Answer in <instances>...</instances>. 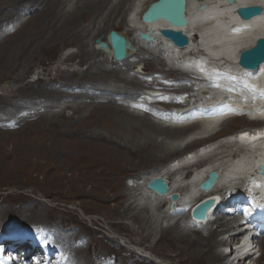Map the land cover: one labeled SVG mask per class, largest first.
I'll use <instances>...</instances> for the list:
<instances>
[{
  "label": "bare ground",
  "instance_id": "1",
  "mask_svg": "<svg viewBox=\"0 0 264 264\" xmlns=\"http://www.w3.org/2000/svg\"><path fill=\"white\" fill-rule=\"evenodd\" d=\"M130 1L131 0H115V2H112V0H0V11L7 9V12L4 10L5 12L1 11L0 13V24L9 21L12 22L15 16L18 18L20 14L23 12L26 13L29 10L32 12L34 11V13L33 16L29 17L27 21L28 23L26 22L27 24L36 27L46 25L49 28L51 26L49 36L53 38L60 37L62 39L65 38L66 40L69 37H73L75 40H80L79 38L90 33V31L95 29L97 25H100L101 23L103 25H109L110 21L112 22V20H115L119 16L122 17L124 23L127 13L126 7ZM235 1L234 5H230L226 3V0H216L214 3L207 0H187L186 17L188 19V25L182 29V31L187 35L189 45L184 48L173 46L159 35L160 30L171 28L170 25L163 21H158L152 24H145L141 21L143 13L153 2H155L154 0L147 2L144 1L138 11L136 9L134 12H138V16L140 17L138 23L142 26V33L147 32L149 30L148 27H150L152 41L145 42L140 40L138 34L140 31L135 32L137 33L136 37H134V30L127 31L121 35L125 36L127 40L129 39L128 42L132 49L135 48L137 51L138 49L140 51H146L144 47L148 46V48L156 50L159 55L163 54L167 57V63L172 65V68H169L170 71L165 70L161 73V77H164V80L162 81H166V76L168 75V79L170 76L174 77V79L176 78L181 86L177 88L162 83L157 85L148 82L140 83L135 78L122 76L125 74L121 71L113 72L105 69L103 63L95 60L90 63L85 72L81 70H74L73 72L67 71L66 73L62 72L66 77L77 75L79 78H85L90 77L91 72L93 71V78L104 81L110 80L114 83V87L110 89L102 88L95 90L93 88L94 85H91V88L86 86V91H80L75 95H68V91L67 93L60 88L59 90H52L53 88L48 89L46 87L39 88L38 91L34 93L35 95H38V97L40 96L42 99L53 100L41 101L44 103V108H50V106H53L54 104H61V101L67 97L71 99V96L74 97V99L75 97L89 99V101L78 102L68 106L73 110V115H78V118H81L82 116L80 117V115L87 113L88 119L82 122L83 129L76 130L77 128H73V130L70 131L66 128L70 127V122H73L74 118L72 116L66 117L64 110L60 109L61 111H59V113L56 112L57 114L50 119L40 117L38 119L39 123L37 122L39 125L37 126L41 127L43 132L39 136L41 144L36 147L34 152H32V156L36 159L34 165L39 166V168H46L45 170L48 169V172L50 173H59V175H62L65 170H60L59 161L64 160L65 169H70L75 174L77 180L80 182L82 191L84 190V195L92 200H111L114 203V214L120 219L119 221H121L120 224L117 225L119 228L124 227L122 220H130L132 223H135V225L145 223V225H147L145 228L146 230L143 228L145 237L141 238V240L147 242V240L154 234L153 230H151V226L148 225L146 216H143L142 214L146 213L147 210H138L139 208L134 205V202L132 204L133 206H124L121 202L123 196H125V191H128L122 183L124 173L139 170L141 163H165L171 157L180 154L175 147L164 146L166 144L165 141L172 142V140L175 139L182 141L186 135L194 131H196L194 134L201 131V133L198 134H205V137L201 140L193 141V145H198L199 142L202 140L204 141L205 139H212V137L217 134L216 125L221 119L204 118L196 123L186 125L183 123L181 124L182 126H180L173 122L172 115L174 114L175 118H180L182 114H184L182 111V109L185 108L182 107L184 104L175 107V105L172 104L173 102L166 103V101L163 103L162 99H160L161 101L156 100L155 102L159 103L162 107L170 104L172 108L175 107L178 109L164 111V113L170 114V116H167V118L165 117L164 120L171 124L174 123V127H159L157 124L151 122L147 115L140 118L134 114L128 113L121 105L122 102L126 104L127 101H119V99H116L118 97L120 99L129 98L135 100L136 97L143 96L140 91L147 90V92L149 91V93H154L156 95L150 96V94H148L149 96H147V93L145 92L147 97L144 99L141 98L143 100L142 103H137L136 100L131 102L137 105L144 104L149 106L150 110L155 112L153 106L147 101H154L153 98L162 97V91L171 93L175 91L176 96L179 95L180 97H182L181 95L186 94V91H197V93L207 95L208 99L207 101H204L206 102V105L214 101L222 102L224 104L229 101L230 98H233L234 104L232 103V105L243 109L245 112H250V115L253 117H257L258 115L264 116V107L262 103L264 101V98H262V96H264V64L256 69H259L258 72L252 73L246 72L237 65L239 53L242 50L250 48L256 39L264 37V0ZM202 5L205 6V9L200 11L199 8ZM249 5L261 6L263 14L250 21L239 20L235 10L238 7ZM145 6L148 7H146V10L144 11ZM99 16H101V19L97 22L96 18ZM74 24L77 25V29L75 28L74 30L82 31L81 33L70 34L69 32L63 31L66 25L69 26ZM78 27H80V29H78ZM38 34L39 32L36 31L35 35ZM135 49L128 53L127 59L121 62H117L111 56L103 53L107 55L105 57L108 60L111 59L115 64L127 68L129 63L128 59L131 58V55L133 56ZM95 55L96 51L94 49L86 50V46L82 44L78 50L77 56L80 58V62H85L93 60ZM134 57H138V55H135ZM73 59L74 55H70L64 61H72ZM157 59L152 57L151 61H147V64L149 66L154 65V63L160 65L161 63ZM177 64L182 71L174 70V67L177 66ZM239 75L240 77H238ZM232 76L234 78H232ZM84 85L86 84H81L82 87H84ZM158 88H163L161 91L162 93L157 92ZM259 88H263L262 93L258 91ZM93 89L95 90V93L91 92ZM118 89H122V91H119ZM22 90L19 91L23 96L31 94L27 92L24 93ZM189 92L188 94L190 95ZM102 94L106 97L110 96V98H107L106 101H96V99L100 98ZM193 95L195 96V93ZM188 97L191 99V96ZM241 97L244 98L242 103L240 101ZM171 98L173 99V96ZM173 100L176 99L174 98ZM32 103H29V105H31L29 107L30 109L34 106ZM188 103L191 102H189V100L185 102V104H187L186 108L191 106ZM27 105L28 104L25 106ZM176 105H178V103ZM25 106L21 105L19 109H23ZM40 107H42V105H40ZM196 107L198 106H194V108ZM156 110L159 113L161 108H156ZM240 121H242V119H231L222 123L221 126L226 129L227 127L229 128L232 123ZM242 123L246 122L243 121ZM64 129L67 130V132H64ZM91 129L104 130L108 133V137L103 136L98 132H91ZM81 130H85L87 135L82 133ZM123 130L132 132L138 130L137 134L146 136L145 138H147V142L144 143L142 147L138 145L139 143L137 144L135 142L136 139L135 141L129 139L128 142L125 143L122 136L125 135L122 134ZM158 137H161L160 142L157 141ZM244 137L245 138L239 142L240 144L236 141L235 144H239L237 145L239 147L244 146L246 154L241 153L232 156V154H234L232 151L227 154L224 149H222V152H216L215 154L218 153V155L222 156L227 154L226 159L227 157H229V159L225 163L216 165L211 164V162L207 163L206 161V164L208 165H205L206 167L204 169L195 173L193 176V182L196 184L195 186L198 187L199 183L205 179V176L210 171L220 172L221 176L217 181L218 183L211 190V193L209 192V194H206L200 192L202 194H198V192L194 194L193 197L189 196L190 198L187 203L183 199L182 201H179V206L186 205V207L189 208L190 204L196 202L198 199L205 198L208 195H222L220 193L222 188L219 186L221 185L220 183L224 181L223 173H226V175L231 178H236L235 175H241L243 173L249 174L248 179L250 182L248 181V185L253 189H259L260 195L264 197V177L261 178L256 173L251 175L255 170V167L263 161L264 132H255L252 135L248 134ZM225 143L227 144V142ZM225 143L220 146L226 148ZM55 144H57L56 147ZM146 146L152 147V149L145 148ZM25 159L26 158H24V160ZM121 161L122 163L120 164ZM167 173V170L161 169L154 172L152 175L149 174L150 176L143 181V183H145V189L146 183L149 180L157 176H166ZM168 178L170 180V177ZM139 187L140 185H137L134 189H139ZM88 188L89 190L86 191ZM145 189L143 188V190ZM172 191L178 192L179 190L171 187L169 194ZM252 198L259 199L257 196ZM160 201H164L165 205L167 204L166 198H162ZM255 213L264 214V207L258 205V207L255 208ZM187 215L189 216V212ZM168 217L169 213L167 212L166 218ZM231 220L232 217L228 215H220L216 218L214 216V221L202 225V227L210 224L212 226L216 225V228L214 230L210 229L206 236H203L199 231H183L181 230V225L177 222L167 228L160 229L159 238L157 239L156 244L160 246L161 251L171 252L190 263L223 264L225 260L228 259V256H226L222 250L228 248L231 244H237L243 236L241 235L238 237V235H233L227 240H218L219 237L230 231ZM138 230H140V228ZM239 231L240 229H237L236 232ZM55 235L58 237L59 243H62V246L64 244L63 247L67 250L68 257L71 259L72 264H84L83 258L85 257L83 254H81L75 246L70 244L69 240L73 239L72 237L74 236L64 235L56 231ZM253 242L257 243L261 251H264V237L261 239H255ZM162 255L164 254L162 253ZM252 255H254V253H249L246 255V258ZM262 261L263 258L261 257L258 263L261 264ZM239 263L245 264V260H240Z\"/></svg>",
  "mask_w": 264,
  "mask_h": 264
},
{
  "label": "rangeland",
  "instance_id": "2",
  "mask_svg": "<svg viewBox=\"0 0 264 264\" xmlns=\"http://www.w3.org/2000/svg\"><path fill=\"white\" fill-rule=\"evenodd\" d=\"M144 1L147 2L150 0H131L127 4V13L124 23L122 17L119 16L115 20H112V22L110 21L109 25H103L102 23L97 25L95 29L90 31V33L79 38L80 40H75L73 37H69L66 40L65 38L62 39L60 37L53 38L49 36L51 26L48 28L46 25L36 27L27 24L29 17L33 16L34 11L32 12L28 10L26 13L23 12L20 14L18 18L15 16L12 22L9 21L0 24V228L3 229L8 226L16 225L34 227L44 226L46 228H53L58 233L74 236L72 237L73 239L69 240L70 244L75 246L76 249L83 254L85 257L83 258L84 264H104L102 263V260L106 257L108 263L105 264H197L187 262L171 252L161 251L160 246L156 244L161 228L164 229L174 225L178 222L176 219H179L181 222L185 220L186 223L189 216L187 214H182L177 217L172 215L169 218H166L168 208L164 201L156 199V203H154L155 207H152L146 202V199L144 201L142 200L144 199L143 193L146 190L143 181L150 176L149 174L152 175L154 172L161 169L167 170L163 168L167 161L160 164L141 163L139 170L130 173L126 172L123 175L122 183L128 191H125V196H123L121 202L124 206L132 205L134 202V205L139 208L138 210H147L146 213L142 214L143 216H146L148 225L151 226V230H153L154 234L147 240V242H145L141 240V238L145 237V233L143 232L147 225H145V223L135 225V223H132L130 220H122L124 227L119 228L117 225L120 224L121 221H119L120 219L114 214V203L111 200H92L84 195V190L82 191L80 182L77 180L75 174L72 170L65 169L64 160H60L59 165L60 170L64 169L65 172H63L62 175H59V173L53 174L48 172V169L45 170L46 168L44 169L35 166L34 161L36 159L32 156V152H34L36 147L41 144L39 136L42 134L43 129L37 126L39 125L37 122L39 123L38 119L40 117L50 119L57 114L56 112L59 113V111L64 110L66 117L72 116L75 119V121L73 119V122H70V127L66 128L70 131L73 130V128H77L76 130L83 129L82 122L88 119L87 113L80 115V117L82 116L81 118H78V115H73V110L68 106L78 102L89 101V99H83L80 97H75L74 99V97L71 96V99L67 97L61 101V104H54L53 106H50V108H44V103L41 101L53 100L42 99L40 96L38 97V95H35L34 93L37 92L39 88H53L52 90H59L60 88L66 92L68 91V95H75L80 91H86V86L91 88V85H94L93 88L95 90L102 88L110 89L114 87V83L110 80L104 81L93 78V71L91 72L90 77L85 78H79L77 75L66 77L64 73L67 71L73 72L74 70H81L85 72L90 63L95 60L103 63L105 69L113 72L121 71L125 74L122 76L135 78L140 83L148 82L154 83V85L162 83L177 88L181 86L176 78L174 79V77L170 76L168 79V75L166 76L167 78L165 81L167 84L162 81L164 80V77H161V73L165 70L170 71L169 68L171 69L172 65L167 63V57L163 54L159 55V53L153 48H148V46L144 47L146 51H140L139 49L137 51L134 48L135 53L128 59L129 63L127 68L115 64L111 59L108 60L105 57L107 55H105L103 51L100 52L97 48L96 40L100 39L101 42H107V35L110 31H116L122 34L134 30V37H136V30L141 31L142 26L138 23V20H140L138 12L134 11L136 9L138 11ZM207 1L214 3L216 0ZM112 2H115V0H112ZM146 7L148 6L144 7V11L146 10ZM4 10L7 12V9ZM4 10L1 11L3 12ZM100 17L101 16L96 18L97 22L101 19ZM75 28L77 29V25L75 24L69 26L66 25L63 31L69 32L70 34H78L82 32L74 30ZM78 29H80V27H78ZM36 31L39 32L38 35H35ZM82 44L86 46V50L94 49L96 51L93 60L80 62V58L77 55ZM70 55H74V59L72 61H64ZM135 55H138V57H134ZM152 57L156 59L158 58L157 60H159L161 64L154 63V65L149 66L147 61H151ZM177 66L174 67V70L182 71L178 64ZM238 77H240V75ZM232 78L234 77L232 76ZM84 83L86 85L82 87L81 84ZM94 89L91 90V92L95 93ZM19 90L31 94L23 96L20 94ZM118 90L122 91V89ZM157 90V92L163 93L162 97L153 98L154 101L149 100L150 104L156 111V113L152 112L151 115L130 108L129 103H132L131 101L135 100L137 103H142L143 100L141 98L144 99L149 96L148 94H150V96H155L156 94L154 93H149V91L147 92V90H143L144 92L140 91L143 96L136 97L135 100L129 98L120 99L118 97L116 100L127 101V105L123 102L121 105L128 113L134 114L140 118L147 115L151 122L157 124L159 127H169L156 117L158 114L156 108H161L159 113H162L165 110H177L178 108L175 107H179L182 103L185 104L187 100L191 102L188 103L189 105L194 106L199 101L206 104L204 101H207L208 99L206 94L197 93V91H186V94L181 95L182 97L178 95V98L175 91L173 93L165 92L162 91L163 88H158ZM258 91L262 93L263 88H259ZM145 92L147 93V96ZM193 92L195 93V96L193 95ZM174 94L175 97L173 96ZM164 96H167L169 100L175 98L178 105H176L175 102L172 103V101L166 102ZM172 96L173 99L171 98ZM185 96H191V99L189 97L186 99ZM107 98H110V96L106 97L102 94V96L96 99V101H106ZM158 99H162L163 103H172L175 107L172 108L170 104L162 107L159 103L155 102L156 100L159 101ZM29 103H32L34 105L33 108L37 111L33 108L30 109L29 107L31 105H29ZM26 104L28 105L25 106ZM21 105L25 107L19 109ZM40 105H42V107H40ZM143 106L146 105L143 104ZM182 107H184V105ZM243 121L244 119L240 122L232 123L229 128L227 127L226 129L223 128L220 131H217V134L214 135L212 139L202 140L198 145H193L194 142H191L190 144L179 143L180 140L175 139L172 140V142L165 141L166 144L164 146L175 147L181 154L186 150L199 146V144L209 143L219 138L221 135L227 134L228 131L239 128ZM173 125L174 123L171 126ZM67 130L64 129L63 131L67 132ZM81 131L87 135L85 130ZM91 132H98L99 134L108 137V133L101 129H91ZM137 132L138 130L134 132L123 130L122 134H125L122 135L124 142L127 143L129 139H133L134 141L136 139L135 142L137 144L139 143L138 145L142 147V145L147 142V138H145L146 136L138 135ZM157 141L160 142L161 137H158ZM239 144H235V142H227V144L225 143L226 148L219 146L215 152H222V149H224L227 154L231 151L232 153L237 152L236 150L238 149L244 151L245 148L241 149L242 147L237 146ZM56 146L57 144H55V147ZM145 148L152 149V147L149 146H146ZM227 154L223 156L219 155V157L214 160L207 159L206 161L207 163L210 161L211 164L216 165L223 164L229 159V157L226 159ZM243 154H246L245 151ZM174 157L175 156L170 159ZM24 158L26 159L24 160ZM121 163L122 161L120 164ZM235 176L238 177L239 175ZM130 179H137L142 181L143 184L132 183ZM192 182L193 179L190 184H192ZM222 183L223 182L220 183L221 185L219 187L224 189L225 187H223ZM137 185H140L139 189H134ZM187 185L188 182L181 181L180 175L174 176L173 186L176 188L178 187L176 190H179L178 192H181L182 196H188L189 188ZM143 188L145 190H143ZM87 190H89V188L86 189V191ZM189 196L192 197V195ZM183 206L185 205H182L181 207ZM174 221L175 223H172ZM178 223L181 225V230L188 232L199 231L203 236H206L210 229L214 230L216 228V225L212 226L210 224L201 228L195 227V229L194 226H187L186 229L180 222ZM139 228L140 230H138ZM54 240H56V246L62 248V243L57 241L58 237L56 235L54 236ZM218 240L226 239L224 236H221ZM222 252L224 253V250H222ZM162 253L164 255H162ZM255 253L246 259L245 264H250V262H252V264H259V259L261 257L264 259V251L255 249ZM67 259L71 261L69 257ZM70 264H72V261ZM223 264L226 263L224 262ZM261 264H264V261H262Z\"/></svg>",
  "mask_w": 264,
  "mask_h": 264
},
{
  "label": "water",
  "instance_id": "3",
  "mask_svg": "<svg viewBox=\"0 0 264 264\" xmlns=\"http://www.w3.org/2000/svg\"><path fill=\"white\" fill-rule=\"evenodd\" d=\"M235 0H226L227 4L234 5ZM187 0H157L153 2L147 10L143 13L141 21L145 24H152L158 21H163L170 25L171 28L162 29L159 35L167 40L170 44L177 48H184L189 45L187 35L182 31L188 25L186 17ZM205 6L199 8L204 10ZM236 15L241 21H250L263 14V9L259 5H249L238 7ZM140 33L139 39L145 42H151V31ZM107 42L96 40L97 48L103 51L108 56H111L115 61L121 62L128 57V53L133 51L127 38L116 31H111L107 35ZM264 64V37L255 40L254 44L245 50H242L237 59V65L243 70L254 71L260 65ZM259 174H264V166L258 168ZM218 181V174L211 172L207 179L200 183L199 189L201 191H210ZM168 181L164 178L157 177L147 183V189L158 196H165L169 190ZM178 194L170 196L172 206L178 200ZM217 198L210 197L198 205H196L192 212V218L199 222H205L207 215L212 211L216 204Z\"/></svg>",
  "mask_w": 264,
  "mask_h": 264
}]
</instances>
